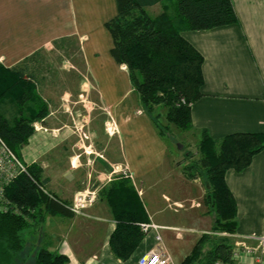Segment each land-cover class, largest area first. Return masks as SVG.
I'll return each instance as SVG.
<instances>
[{
  "label": "crops",
  "instance_id": "obj_1",
  "mask_svg": "<svg viewBox=\"0 0 264 264\" xmlns=\"http://www.w3.org/2000/svg\"><path fill=\"white\" fill-rule=\"evenodd\" d=\"M231 1L238 23L182 32L203 56L201 95L190 111L191 131L199 140L203 131L213 139L235 132L264 133V0ZM97 13H101L99 21L114 17L115 0H0V64L16 67L65 38L76 39L78 62L73 69L75 63L83 69H75L74 74L85 78L83 90L96 106L86 128L88 141L77 133L75 120L65 114L67 108L59 107L34 122L32 135L20 149L26 165L40 167L44 187L58 203L70 205L76 193L98 191L84 209L88 217L73 213L66 219L47 206L42 209V229L51 240L46 248L65 255L68 264H137L159 235L175 264H181L196 246L201 258L215 243L201 248L215 217L205 200L206 186L202 191L197 179L185 177L184 161L169 158L167 138L142 105L125 65L111 55L110 33L91 41ZM71 72L66 69L62 74ZM124 167L132 177L118 171ZM225 181L236 202V228L227 233L232 248L255 246L246 238L264 235V148L243 170L228 169ZM123 209L136 211L137 225L156 226L145 232L126 261L116 258L109 246ZM79 222L94 229H77ZM84 237L90 241L77 248ZM238 260L233 263L253 261L244 254Z\"/></svg>",
  "mask_w": 264,
  "mask_h": 264
},
{
  "label": "trees",
  "instance_id": "obj_2",
  "mask_svg": "<svg viewBox=\"0 0 264 264\" xmlns=\"http://www.w3.org/2000/svg\"><path fill=\"white\" fill-rule=\"evenodd\" d=\"M115 2L116 14L106 23L113 41L111 55L118 64L125 65L131 85L162 136L167 131L157 115H153L155 105L167 109L168 125L191 129V104L201 95L203 83V56L184 39L182 32L238 23L232 1L171 0L172 12L164 6L155 16L149 15L147 8L161 0ZM26 78L19 65L7 69L0 64V136L15 154L32 135L33 122L47 115L34 85ZM24 106L30 116L24 114ZM198 145L201 156L196 163L204 171L205 200L215 215L213 231L231 234L236 228V202L226 184L225 173L228 169L241 171L249 165L252 157L264 148V133L235 132L213 139L203 131ZM43 183L40 167L30 164L26 165V172L5 186L0 200V264H13L18 257L22 249L19 233L38 221L35 217L42 211V204L69 212L68 204L62 205L43 192ZM136 214L123 209L109 236L110 249L121 261L130 258L145 235L136 224L139 219ZM232 246L230 237L216 238L203 257L199 258L200 250L196 246L181 264L230 261ZM35 261L68 264L65 255L47 248L37 253Z\"/></svg>",
  "mask_w": 264,
  "mask_h": 264
},
{
  "label": "rangeland",
  "instance_id": "obj_3",
  "mask_svg": "<svg viewBox=\"0 0 264 264\" xmlns=\"http://www.w3.org/2000/svg\"><path fill=\"white\" fill-rule=\"evenodd\" d=\"M161 1L162 2H158L156 5L147 8V12L149 15L155 16L154 14H156L160 9L162 11L164 6H167L168 11L172 12L173 4L171 0H161ZM99 8L101 9V7L98 6V9ZM101 10L105 11L104 12L105 14L108 13L106 11L107 10L106 8ZM100 17H101V13H97L96 20L98 21V23L96 24V30L94 31V33L91 32V36H90L91 41H95L96 39L100 41L102 40L101 37H103L104 39L105 32L110 33L106 26V23L110 19L108 18L109 20L105 22L102 19L99 21ZM75 41L76 39L73 38H65L59 41L58 43H55L50 49L41 51L40 53L34 54L31 57L27 58L26 60L22 61L19 64V68L23 70L24 74L27 76L26 80L30 82V84L34 85L35 92L38 94L37 97L41 99L42 103L44 104V107H46L47 114H49V112L51 111H54V109H59V107H60V111H63V109L65 110V108H67V111H65L67 113L65 114L68 117L73 118L75 120L77 133L80 135L82 139L88 141L87 139H90V135L88 133L89 132L88 129L86 130V128L90 125L89 123H91L92 113L94 112L96 106L93 103L94 101L90 99L91 95L86 94V91L83 90L85 78L79 77L77 74H74L76 73V70L82 71L83 69V66L80 63H75V67L73 69L74 62H78L77 61L78 46L76 45ZM66 69L73 70V72H71L68 75L67 74L63 75L62 73L64 71L66 73ZM41 74H43L44 77H42ZM28 77H30L31 79H29ZM39 80L43 81L42 87L39 86ZM65 94H67L68 97L65 96ZM72 101H76V103L74 104ZM23 108H24V114L30 116L29 109H27L25 106ZM166 112L167 109L163 105H155L153 115L157 113L156 115L160 125L163 126L167 131L165 133V138H167L169 149L172 151L170 153L171 155H169V158L175 162L184 161V165H182L181 168L183 174L186 175L185 176L186 178H190L189 175L190 176L192 175V177L197 179L196 181L200 183L203 191L205 190L204 186H206L205 177L203 174L204 171L201 169L200 165L196 163L201 156L199 152L200 147L198 145L199 138L193 135L191 129L182 130L177 128L173 124L168 125L167 120L165 118ZM89 150L91 149H88V151ZM16 154L15 155L18 157V159L23 164L26 165V163L21 160L22 156L20 150H18ZM191 166H193L194 168ZM111 168L112 170H114L115 166L112 165ZM118 171L120 172V169ZM4 177L5 176L2 174L1 178L4 179ZM3 179L0 180V184L4 185L3 188H0V200H1V195L4 193L5 186H7V184H4L5 181ZM91 191H95V189ZM43 192L47 194V196L53 197L52 194L49 193V191L45 187L43 189ZM160 192L161 190H159V193ZM199 201L202 202L201 199H199ZM201 204H203V202ZM49 207H50L49 211L51 213L59 212L57 211L58 209H56L55 207L53 206L52 207L49 206ZM45 208L46 205L42 204L41 210ZM68 211L69 212L66 213L59 212L56 214H61L64 217H67L66 219H71L73 212L70 211L69 209ZM40 214L41 212L37 213L36 215L37 217H35V219L38 221L34 222V226L30 224L29 226L25 227L20 231L19 235L22 241V249L18 257L13 262V264H36L35 260L37 253H39L42 248H46L47 245L49 244L48 242L51 241L47 236L45 238V234L43 232L44 230L42 229V225H41ZM74 214L82 215L86 217L89 216L86 210H84V214H77V213ZM85 226L87 227V229L90 227L88 226V223L79 222L76 228L80 229L82 227V229H85ZM90 229H94V226L90 227ZM210 230L211 232L208 233L206 238H203L202 243L203 245L204 244L205 245L204 246L202 245L203 246L201 247L202 249H204L205 247L206 250L207 249L206 247L211 245V241L213 242L216 241V238L219 239L221 237H229L225 232L224 233L214 232L213 227L210 228ZM79 239L80 238H78V240ZM88 241H90L89 238L86 237H84L83 239L81 238L79 242L76 243V247L80 248L81 247L80 245ZM206 252L207 250L204 251L203 253L205 254Z\"/></svg>",
  "mask_w": 264,
  "mask_h": 264
},
{
  "label": "built area",
  "instance_id": "obj_4",
  "mask_svg": "<svg viewBox=\"0 0 264 264\" xmlns=\"http://www.w3.org/2000/svg\"><path fill=\"white\" fill-rule=\"evenodd\" d=\"M183 101V100H182ZM184 103V101H183ZM26 172V165L23 164L14 152L8 147L0 136V180L1 175L4 177V184H8L14 180L20 173ZM120 172L123 173L126 177H132L130 172L127 171V168H121ZM4 185L0 184V188H3ZM46 192V191H44ZM96 199L95 191H81L75 194L73 200L68 208L73 213L84 214V209L92 205ZM142 231L146 232L150 227H156L153 224L140 223L139 224ZM246 240L255 241L256 245L251 246L247 244L236 245L232 248L230 261H223L216 259L212 264H234L233 260L239 261V257L244 254L249 257H252L253 261L251 264H264V235L259 236H248ZM137 264H175L171 256L161 245V238L159 235H156V244L149 251L141 255Z\"/></svg>",
  "mask_w": 264,
  "mask_h": 264
}]
</instances>
